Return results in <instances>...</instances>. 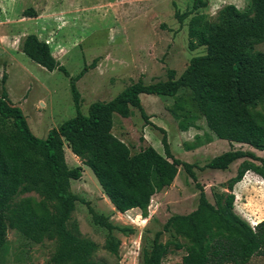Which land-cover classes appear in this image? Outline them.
Wrapping results in <instances>:
<instances>
[{"label": "trees", "instance_id": "trees-1", "mask_svg": "<svg viewBox=\"0 0 264 264\" xmlns=\"http://www.w3.org/2000/svg\"><path fill=\"white\" fill-rule=\"evenodd\" d=\"M202 0H192L189 10L175 12L181 23L199 8ZM34 16L32 9L23 12ZM217 23H208L206 15L189 18L188 48H204L202 55L193 57L186 67L174 76L166 70V79L144 85L141 80L124 88L106 102L93 101L87 113L79 111L80 96L75 82L88 66L83 65L69 75L53 57L46 42L35 34H28L22 42V53L47 72L58 71L68 78L75 116L48 131L39 139L28 128L21 110L9 102L4 86L0 89V250L6 244V230L12 228L28 244H40L44 238L55 242L53 264H97L91 260L93 243L79 235L77 225L69 224L75 201H86L69 192L70 181L80 177L79 166L67 168L63 145L87 166L95 177L102 194L119 213L138 209L148 216L151 198L167 187L177 173V167L195 181L193 165L174 157L164 128L163 154L151 145L130 154L127 145L112 133L113 115L130 116L129 107L148 117L141 107L139 94L175 96L179 88L188 91L186 98L178 97L173 107L180 113L181 131L196 127L198 116L203 117L213 136L228 142L246 143L263 151L262 156L250 150H228L206 162L205 168L224 171L242 158L235 175L226 181V195L208 201L203 188L195 184L198 204L186 215L171 214L162 229L153 235L150 248L143 252L141 264H161L168 252L182 249L180 264H247L253 255L264 256V220L251 226L234 211V184L246 171L264 180V112L254 109L256 101L264 97V52L253 51V43L264 39V0H247L244 9L233 4L217 11ZM96 63L94 59L89 67ZM3 75L1 82L3 83ZM201 136L185 150L200 147ZM211 137H207V142ZM258 163V164H257ZM41 196L19 197L26 192ZM55 202V212L49 204ZM94 221L107 230L105 247L115 259L119 241L112 236L113 226L97 215L91 207ZM128 231H131L128 229ZM172 231L187 239L186 243L158 237Z\"/></svg>", "mask_w": 264, "mask_h": 264}, {"label": "rangeland", "instance_id": "rangeland-1", "mask_svg": "<svg viewBox=\"0 0 264 264\" xmlns=\"http://www.w3.org/2000/svg\"><path fill=\"white\" fill-rule=\"evenodd\" d=\"M202 1L205 7L179 23L175 12L189 10L192 0H0V89L3 85L9 102L21 110L29 130L45 139L49 130L75 116V109L68 78L56 70L45 71L22 53L26 35L35 34L46 42L69 75H75L83 65L88 66L75 82L80 96L79 111L86 114L89 103L106 102L138 79L144 85L165 80L167 69H173L176 77L193 57L204 54L202 47L193 51L188 48L187 25L192 15H206L208 23H217V11L223 5L233 4L242 10L247 4V0ZM27 9H32L34 16L24 15ZM252 50L264 52V39L253 43ZM94 59L95 65L89 67ZM188 96V91L182 88L172 97L139 95L148 120L153 116V122L165 129L171 154L192 164L195 176L192 181L178 166L171 183L151 198L146 218L138 209L119 213L102 194L90 169L63 145L67 168L81 169L80 177L70 181L69 192L88 203L75 201L69 224L75 223L79 235L93 243L91 260L97 264H141L142 253L149 250L153 235L162 229L166 219L173 213L186 215L196 209L199 194L195 184L203 188L212 204L217 197L227 194V180L205 168L206 162L230 149L253 148L241 143L233 147L230 142L217 139L218 144L212 148L184 151L195 143L196 135L201 136L202 146L212 135L201 116L196 127L181 133L178 123L183 119L174 116V112H180L174 109L173 101ZM253 108L264 112V97ZM128 109V118L113 115L112 133L127 145L130 154L148 145L163 154L162 133L157 125L145 122L136 109ZM252 150L258 156L263 155V151ZM230 167L233 169V165ZM248 175L254 176L255 186L246 189L243 195L236 189L234 211L254 226L264 220V180L251 171ZM26 196L41 199L33 191L19 195ZM49 206L55 212V202ZM89 207L113 226L110 232L119 241L117 259L106 250L107 230L94 221ZM5 237L0 264H53L52 238L28 244L10 227ZM172 239L187 242L172 231H163L158 237L161 243ZM183 254L182 249L170 251L161 258V264H180ZM247 264H264V256L253 255Z\"/></svg>", "mask_w": 264, "mask_h": 264}, {"label": "crops", "instance_id": "crops-1", "mask_svg": "<svg viewBox=\"0 0 264 264\" xmlns=\"http://www.w3.org/2000/svg\"><path fill=\"white\" fill-rule=\"evenodd\" d=\"M139 95H141V94H139ZM139 95H138V98H139ZM153 116H151L150 118H149V123L151 124V126H153L154 127V125H159V124H156V123H154L153 122V118H152ZM181 130V129H180ZM181 133H185V131H181ZM210 137H211V142H209V143H207V144H205L204 146H201V147H198L197 149L196 148H194V149H192V150H201V149H205V148H212L213 146H215V145H217L218 144V140H220V139H218L217 140V138L215 137V136H213V135H210ZM226 141V140H225ZM231 143V146H233V147H235L236 146V144H238V143H240V142H238V143H236V142H230ZM241 144H246V143H241ZM227 146H229V144L227 145ZM153 149H155V146L153 147ZM241 149V148H240ZM252 149H254V148H249V150H251V151H253ZM69 150V149H68ZM156 150V149H155ZM244 150V149H243ZM157 151V150H156ZM184 151H186V152H188V151H191V150H184ZM183 151V152H184ZM228 151V150H227ZM158 152V151H157ZM159 153V152H158ZM223 153V152H222ZM254 153V152H253ZM221 154V153H220ZM76 157V156H75ZM213 158V157H212ZM242 160V158H238V160H236V161H234V162H232L229 166H228V168L226 169V170H224V171H220V170H213V171H216V173L215 174H221V176H223V179L224 180H228L229 178H231V177H233L234 175H235V172H236V168L238 167V164H239V162ZM187 163V162H186ZM188 164H190V163H188ZM231 165H233V169H231ZM193 168H194V166H193ZM192 168V169H193ZM193 171V170H192ZM250 171H246L244 174H243V176L241 177V179L239 180V182H237L236 184H234V186H233V188H232V193L233 194H236L235 193V191H236V189L237 188H239V192L241 193V195H243L245 192V190L246 189H250V188H252V186H255V183H256V181H255V178H254V176H249L248 175V173H249ZM233 173V174H232ZM224 174V175H223ZM255 174V173H254ZM256 175V174H255ZM258 176V175H257ZM235 196V195H234ZM133 210V209H132ZM254 223H256V222H254ZM250 225H252L253 226V224H250Z\"/></svg>", "mask_w": 264, "mask_h": 264}]
</instances>
